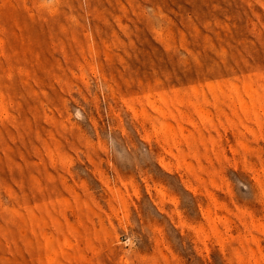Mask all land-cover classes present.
Returning <instances> with one entry per match:
<instances>
[{"label": "rangeland", "instance_id": "obj_1", "mask_svg": "<svg viewBox=\"0 0 264 264\" xmlns=\"http://www.w3.org/2000/svg\"><path fill=\"white\" fill-rule=\"evenodd\" d=\"M0 264H264V0H0Z\"/></svg>", "mask_w": 264, "mask_h": 264}]
</instances>
